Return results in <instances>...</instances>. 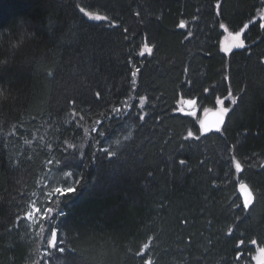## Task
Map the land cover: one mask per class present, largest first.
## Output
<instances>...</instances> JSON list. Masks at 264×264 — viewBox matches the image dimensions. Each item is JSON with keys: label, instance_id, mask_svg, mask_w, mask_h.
I'll list each match as a JSON object with an SVG mask.
<instances>
[{"label": "trees", "instance_id": "16d2710c", "mask_svg": "<svg viewBox=\"0 0 264 264\" xmlns=\"http://www.w3.org/2000/svg\"><path fill=\"white\" fill-rule=\"evenodd\" d=\"M224 26L246 46L223 52ZM0 57V264H243L264 242V0H0ZM218 91L229 114L204 133L184 101ZM56 158L75 182L49 200L67 244L46 255L28 211Z\"/></svg>", "mask_w": 264, "mask_h": 264}, {"label": "rangeland", "instance_id": "374dc122", "mask_svg": "<svg viewBox=\"0 0 264 264\" xmlns=\"http://www.w3.org/2000/svg\"><path fill=\"white\" fill-rule=\"evenodd\" d=\"M247 27V26H246ZM245 28L242 30L231 32L226 26L223 27L224 35L221 40V48L223 52L229 54L234 49H241L246 46L245 40H244V32ZM219 92V93H218ZM215 93V98L211 100V102H217L216 104L217 109L211 108L204 110L202 106H197L196 102L185 100L184 101V107L183 110L185 112L195 114V116H199L201 113V120L200 123L203 120V117L212 110H218L220 111L224 104L222 101V94L221 91H218ZM211 102L209 103V106L211 105ZM195 103V104H193ZM205 107H207V103H204ZM203 110V111H202ZM198 118V117H197ZM126 122L122 124L120 123L118 127L116 128L117 133L114 137L109 139L108 145L104 148L106 151H114L116 152L119 149L123 148V143L127 141L131 133L133 131V125L132 122L125 120ZM127 123V124H126ZM225 124V123H224ZM199 127L201 124H199ZM224 126V125H223ZM222 126V127H223ZM215 131V130H214ZM219 157L221 158V161H219V169L221 171H217V173L221 174L219 175L224 180L230 179V173L233 169L236 168V164L238 163L237 160H235L232 156H228L227 149L225 146L221 147L219 149ZM236 157V156H235ZM237 158V157H236ZM73 160L72 159H54L48 164L46 173L44 177H42L40 182V192L37 196V198L32 202V206L29 209L28 214V224L31 228V230L42 232L44 234V241L46 245V255H49V246L52 244H58V249L60 248L64 249V246L67 244V234L64 232V229L61 227H58L52 223H54V220L50 219L51 224L47 223L48 215L49 217H52L53 211H48V209H52L51 207H48L49 200L52 196V194L55 192L56 188L66 189L68 187H73V184L75 182V175L73 171ZM241 168V165H240ZM232 169V170H231ZM240 181V180H239ZM240 185H246L247 187L253 189L250 185V183L246 180L240 182L237 185V188L240 187ZM239 192V191H238ZM63 193V192H62ZM255 194L253 193L251 202L249 204H252L255 200ZM39 211H36V210ZM53 233L56 235L53 236ZM264 242L259 243L256 245V247H253L249 252H247L242 257V263L243 264H264ZM50 262V260H49ZM58 262V260H57ZM56 264V261L53 263Z\"/></svg>", "mask_w": 264, "mask_h": 264}, {"label": "snow or ice", "instance_id": "6c2138e0", "mask_svg": "<svg viewBox=\"0 0 264 264\" xmlns=\"http://www.w3.org/2000/svg\"><path fill=\"white\" fill-rule=\"evenodd\" d=\"M89 19H92V20H96V21H107V17H104V16H100V15H96V16H91L89 15ZM183 24L184 22L182 21L181 22V27H183ZM113 27H116L115 24L113 23ZM126 31V30H125ZM144 52H148V53H151V48L148 47L147 44L144 45V48L143 50L141 51V55L144 54ZM136 71H139V69H137ZM132 76L135 77L136 76V72H133L132 73ZM99 96V94H97V97ZM229 97H231V93H229ZM232 103H235V100H232ZM229 114V109L227 107H224L220 110V112L218 113V119L216 121V124H215V131L217 133L220 132V126L222 124H224V117L225 115ZM205 132H209V131H212V129H210L206 124L204 125V129H203ZM192 134L189 133V136H191ZM180 163L183 165L185 162L183 160L180 161ZM236 170L237 171H240V165L239 163L236 164ZM71 192V191H74V187H68L66 189H61V188H56L55 189V192L57 194H60L62 192ZM238 191H239V194H240V197L243 199V205L245 208L248 207L249 203L251 202V199H252V190L251 188L247 187L246 185H240V187L238 188ZM36 211H39L38 209ZM48 211H51V209H48ZM56 234L53 233V236H55ZM145 248H147V245H145ZM61 253L64 251L63 248H60L59 250ZM264 251V250H262Z\"/></svg>", "mask_w": 264, "mask_h": 264}, {"label": "water", "instance_id": "95a60500", "mask_svg": "<svg viewBox=\"0 0 264 264\" xmlns=\"http://www.w3.org/2000/svg\"><path fill=\"white\" fill-rule=\"evenodd\" d=\"M218 119V112L217 111H213L211 113H209V115L206 117L205 121H204V125L207 124V126L214 130L215 129V124H216V121ZM225 119V118H224ZM223 125V124H222ZM221 125V126H222ZM220 126V127H221Z\"/></svg>", "mask_w": 264, "mask_h": 264}, {"label": "clouds", "instance_id": "9594fccd", "mask_svg": "<svg viewBox=\"0 0 264 264\" xmlns=\"http://www.w3.org/2000/svg\"><path fill=\"white\" fill-rule=\"evenodd\" d=\"M33 35H35V33H33ZM23 42V40H22V38H21V40H20V43H22ZM20 43H18L17 41H13L12 43H11V45H10V48H12V49H16V48H19V46H20ZM8 63V60H7V58H2V57H0V64H4V65H6ZM3 86L2 85H0V88H2ZM4 92L3 91H0V98H4Z\"/></svg>", "mask_w": 264, "mask_h": 264}, {"label": "bare ground", "instance_id": "6f19581e", "mask_svg": "<svg viewBox=\"0 0 264 264\" xmlns=\"http://www.w3.org/2000/svg\"><path fill=\"white\" fill-rule=\"evenodd\" d=\"M193 104H195V103H193ZM213 111H217L218 113L220 112V111H218V110H212V111H209L204 117H203V120H202V122H201V126H202V130L204 129V121H205V119H206V117L209 115V113H211V112H213ZM225 119H224V123H225V120H226V115H225V117H224ZM207 125V124H206ZM224 125V124H223ZM222 125V126H223ZM222 126L220 127V129L222 128ZM212 131H214V130H212ZM203 132L204 133H207V132H205L204 130H203ZM210 132V131H209Z\"/></svg>", "mask_w": 264, "mask_h": 264}]
</instances>
